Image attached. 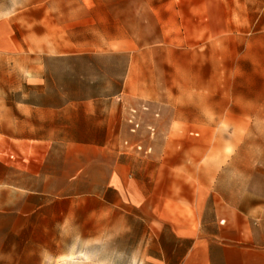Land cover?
Segmentation results:
<instances>
[{"label": "rangeland", "instance_id": "374dc122", "mask_svg": "<svg viewBox=\"0 0 264 264\" xmlns=\"http://www.w3.org/2000/svg\"><path fill=\"white\" fill-rule=\"evenodd\" d=\"M123 90L155 102L163 130L179 104L192 138L248 165V194L264 203V0H0V264H41L77 237L110 264L142 260L148 222L114 207L106 184L117 163L148 161V114L106 149L74 143L81 103ZM131 139L138 154L121 148Z\"/></svg>", "mask_w": 264, "mask_h": 264}, {"label": "crops", "instance_id": "0c3cea01", "mask_svg": "<svg viewBox=\"0 0 264 264\" xmlns=\"http://www.w3.org/2000/svg\"><path fill=\"white\" fill-rule=\"evenodd\" d=\"M225 8L226 12L234 11L227 3ZM212 22L208 16L210 29ZM108 42L120 40L111 38ZM127 95L123 90L82 102L83 134L74 143L106 149L123 129L133 138L145 128L148 161L141 169L117 163L106 184L114 192V207L130 206L148 222L144 254L136 264H264V203L248 194V165L232 161L235 151L227 154L218 149L219 153L216 147L209 151L205 142L192 138L194 132L179 104L174 120L163 130L156 125L164 116L154 110L155 102L131 100ZM67 108L36 111L54 115ZM97 111L102 119L92 124ZM143 114L150 118L144 128ZM131 140L121 148L138 154L135 148L141 151L143 146ZM15 155L26 161L10 163L27 167L28 157ZM40 170L33 173L40 174Z\"/></svg>", "mask_w": 264, "mask_h": 264}, {"label": "clouds", "instance_id": "9594fccd", "mask_svg": "<svg viewBox=\"0 0 264 264\" xmlns=\"http://www.w3.org/2000/svg\"><path fill=\"white\" fill-rule=\"evenodd\" d=\"M81 239V237H77L75 241L69 243L67 249L62 253L45 252L41 264H110L109 261L100 259L96 253L90 250L98 241L84 239L80 243Z\"/></svg>", "mask_w": 264, "mask_h": 264}, {"label": "built area", "instance_id": "2783aa9c", "mask_svg": "<svg viewBox=\"0 0 264 264\" xmlns=\"http://www.w3.org/2000/svg\"><path fill=\"white\" fill-rule=\"evenodd\" d=\"M10 160L11 161H13V162H15V163H17V162H25L26 160H25V158H20V156H16V155H12L11 157H10Z\"/></svg>", "mask_w": 264, "mask_h": 264}]
</instances>
